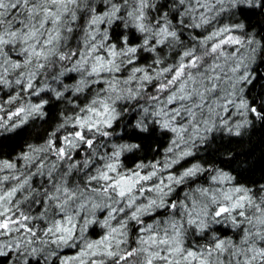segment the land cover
Wrapping results in <instances>:
<instances>
[{
	"label": "snow or ice",
	"instance_id": "1",
	"mask_svg": "<svg viewBox=\"0 0 264 264\" xmlns=\"http://www.w3.org/2000/svg\"><path fill=\"white\" fill-rule=\"evenodd\" d=\"M253 13L264 14V0H0V91L16 105L8 120L38 112L31 97L47 91L50 69L63 76L65 68L80 85L107 87L117 100L125 93L149 131L169 138L163 161L121 170L124 149L100 153L89 135L114 112L102 99V111L86 109L95 119L77 116L69 135L22 153V166L0 160V264H264V184L200 187L170 199L201 174L198 167L173 174L190 145L217 131L238 135L250 117L264 121V103H249L243 87L264 59V36L247 18ZM237 15L248 27L224 23ZM125 32L131 38L121 40ZM210 182L231 185L232 177ZM197 195L230 234L206 232L208 208ZM131 222L139 226L133 239ZM189 232L204 236L192 242Z\"/></svg>",
	"mask_w": 264,
	"mask_h": 264
},
{
	"label": "clouds",
	"instance_id": "2",
	"mask_svg": "<svg viewBox=\"0 0 264 264\" xmlns=\"http://www.w3.org/2000/svg\"><path fill=\"white\" fill-rule=\"evenodd\" d=\"M159 2L163 4L164 0H159ZM237 20L248 27V20L242 19L239 15L234 17L231 21L225 19L224 23L227 25ZM255 20L259 21L260 24H255L254 21L253 24L255 26H252V32H258L261 36H264V32H261L260 27V25H264V14L257 15ZM114 31L118 32L119 29H115ZM185 36H187V34H185ZM129 38L131 37L127 32H125L124 36L120 37L121 40H127ZM60 71L65 72V75L56 76V68H52L50 69V75L44 78V87L47 89L46 92L51 93V95L40 98L38 104H41L42 107L38 112L28 115L26 119L11 121L5 119L2 115L3 112H0V148H7L9 145L19 144L23 146L27 144L28 149H31L33 147L47 145L49 141L54 142L57 138L62 139L64 136L70 134L71 127L77 116L95 119L88 115L86 109L92 107L97 111H102L99 101L106 99L110 106L114 108V112L109 113L108 117L100 118L99 134L93 132L89 133V135L92 136L100 153L108 152L109 148L120 147L124 149L120 157L121 170L127 171L133 169L131 167L132 164H135V167L137 165H142L147 170V166L152 163V161L150 159L148 163H145L144 159L156 157L158 153L155 151L149 153L148 149L151 147V144L145 142L150 140L153 142L162 141L165 139L162 131L159 130L154 133L149 131V125L144 123L147 117L141 113L140 108L134 101H130L127 98L125 93H121L124 98L117 100L111 91L107 90V87L101 89L98 84H93L91 82L87 85H80L79 81L81 77L78 74L76 75V79L73 80L72 75L67 73L65 68H61ZM253 79H255L254 76ZM113 101H115V103H113ZM248 102L251 103L249 100ZM262 103H264V101H260V104ZM109 117H111V127L105 128L103 122ZM32 120H37V122L30 123ZM250 124L251 121H249L247 125ZM231 135L232 134H229V136ZM240 135L241 129L236 136L239 137ZM227 142L228 141L222 137L217 136L213 138L209 136L205 141L195 146H189L192 153L191 157L196 162L193 163L187 159L181 160L178 164L179 167H175L176 171H174L173 174H182L187 168L184 167L185 163L191 164L190 167H198L201 174L186 178L184 182L179 185L187 187L188 190L185 196L191 197L195 195L193 190L200 187H207L211 190H218L219 188L226 190L228 188L227 185L218 186L210 184L208 186H203L201 177L204 173H208L210 177L213 175L227 174L232 177V181L236 180V177L230 175L229 172L216 167L222 162L219 159L221 153L218 146ZM202 144L207 145L203 152L200 151ZM146 145H148V147H146ZM37 155L39 156L40 154ZM156 160L163 161L164 157ZM229 163L231 162L229 161ZM205 165H207V167ZM233 167L237 174L242 172L246 174V166L234 165ZM208 178V176L204 177V179ZM174 192H177L176 187L174 188L173 193ZM217 195L219 196V191H217ZM196 198L202 205H207L208 216L206 219V232L208 234H213L217 231L223 232L225 229L231 227L227 223H216L213 220L212 212L214 205L207 197L197 195ZM177 200L182 199H179L177 196ZM219 225H223L224 227L218 229L217 226ZM129 232H131V229H129ZM203 236L204 233H199L198 236H194L189 232L187 239L194 242L195 239L203 238Z\"/></svg>",
	"mask_w": 264,
	"mask_h": 264
},
{
	"label": "trees",
	"instance_id": "3",
	"mask_svg": "<svg viewBox=\"0 0 264 264\" xmlns=\"http://www.w3.org/2000/svg\"><path fill=\"white\" fill-rule=\"evenodd\" d=\"M257 15L258 14L254 13L248 14L247 18L249 20L250 26H255L253 24L254 21L255 24H260L259 21L255 20V17ZM260 27L261 32H264V25H260ZM185 39L188 38L185 37ZM145 55L147 56L148 54ZM250 71L252 73V76L255 77V79L252 80L251 84H246L243 86L245 89L244 95L251 103L254 101L256 107H260V101H264V59H257V61L251 65ZM4 92V90L0 91V104H2V106L6 104L2 101L4 99ZM49 95H51V93L49 92L41 93L39 97L34 96L31 102L39 103L41 97ZM8 99L9 96H7L6 100ZM14 106L16 105L13 104L12 107ZM250 119L251 124L246 125L244 128L241 129V135L239 137H237L236 135L229 136L226 130L221 132H215L211 134V137L215 138L219 136L228 141L227 143H223L218 146L221 153L219 155V159L222 162L216 167L226 172H229L230 175L236 177V180L232 181V184L229 186L242 183L244 186L255 190L261 184H264V121L258 120L255 117H250ZM36 122L37 120L30 121V123ZM157 131H159V129H157ZM163 135L165 139H163L162 141L153 142L150 140L145 142L147 144H151V147L148 149L149 153L153 151L158 153V156L156 157L145 158V163H148L150 159L152 162H154L156 159H162V152L169 144L168 136L165 134ZM58 142L59 141H57V143ZM146 147H148V145H146ZM205 147H207V145L202 144L200 147V151L203 152ZM28 151L29 149L27 144H24L23 146L19 144L9 145L7 148H0V160H10L14 162L18 160L22 153H26ZM187 160L192 161L193 163L196 162L192 157H189ZM229 161L231 163H229ZM234 165L246 166V174L244 172L237 174L233 167ZM190 166L191 164H184V167ZM205 166L207 167V165ZM131 167L134 168L135 164H132ZM205 176H208L209 178L204 179ZM201 179L203 180V186H205L207 181L210 180V176L208 173H204ZM179 190L183 192V195L180 197V199H184L185 193L188 190L187 187L179 186V188H177V191ZM177 195V192L171 194L170 199H177ZM156 215H158V213H153V216ZM150 218L151 217L149 216L144 217L146 221H148V219ZM138 227L139 226L130 225V239L134 238V234L136 233L135 231ZM223 227V225L217 226L218 229ZM223 232H228L230 234L231 229H225Z\"/></svg>",
	"mask_w": 264,
	"mask_h": 264
},
{
	"label": "rangeland",
	"instance_id": "4",
	"mask_svg": "<svg viewBox=\"0 0 264 264\" xmlns=\"http://www.w3.org/2000/svg\"><path fill=\"white\" fill-rule=\"evenodd\" d=\"M70 75H74V74H70ZM5 91V93L7 92V94L5 95V97H4V99L2 100L4 103H6V104H4L3 105V107L6 109V112H3L2 113V115L4 116V118L5 119H7V115H8V113L11 111V110H13L14 108H15V106L14 107H12V105H9L8 103H7V101L8 100H6V98H7V96H9V94H8V90H4ZM14 94V93H13ZM34 96H32L31 97V101H32V98H33ZM28 99V97L27 96H25V100H27ZM235 119H238V117L237 118H235ZM59 143V142H58ZM162 154L164 155V151L162 152ZM163 155H162V157L161 158H163ZM188 159V158H187ZM18 164H20L21 166H22V161L21 160H19L18 162H17ZM178 167V166H177ZM172 171H176V168H174ZM210 180L209 181H207V183H206V185L205 186H208V185H210ZM228 187H230L229 185H227ZM161 212L163 211V210H160ZM146 217H148V216H146ZM152 221V217L150 218V219H148V222H151ZM133 225L134 226H138V225H135V223H133ZM101 230L98 228V227H96L94 230H93V232H92V234H90L89 235V238L90 239H95V238H98L96 235H95V233H99ZM136 232V231H135ZM74 251H75V249H64L63 250V254L64 255H71V254H73L74 253Z\"/></svg>",
	"mask_w": 264,
	"mask_h": 264
},
{
	"label": "bare ground",
	"instance_id": "5",
	"mask_svg": "<svg viewBox=\"0 0 264 264\" xmlns=\"http://www.w3.org/2000/svg\"><path fill=\"white\" fill-rule=\"evenodd\" d=\"M66 82H67V81H66ZM4 93H5V92H4ZM5 94H6V93H5ZM5 94H4V97H5ZM18 161H19V159H18V160H16V161H14V162H18ZM176 188H179V186H176ZM180 190H181V189H180ZM180 190H179V191H177V193H178V195H177V196L179 197V199H180V197L183 195V192H182V191H180ZM181 192H182V193H181ZM174 193H175V192H174ZM174 193H172V194H174ZM177 196H176V198H177ZM133 223H134V222H131V223H130V225H133Z\"/></svg>",
	"mask_w": 264,
	"mask_h": 264
}]
</instances>
